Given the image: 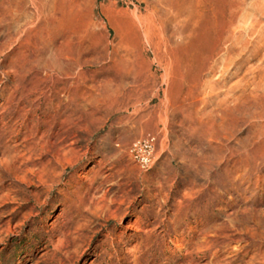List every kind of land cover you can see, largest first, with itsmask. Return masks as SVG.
Masks as SVG:
<instances>
[{
	"label": "rangeland",
	"instance_id": "374dc122",
	"mask_svg": "<svg viewBox=\"0 0 264 264\" xmlns=\"http://www.w3.org/2000/svg\"><path fill=\"white\" fill-rule=\"evenodd\" d=\"M0 264H264V0H0Z\"/></svg>",
	"mask_w": 264,
	"mask_h": 264
},
{
	"label": "built area",
	"instance_id": "2783aa9c",
	"mask_svg": "<svg viewBox=\"0 0 264 264\" xmlns=\"http://www.w3.org/2000/svg\"><path fill=\"white\" fill-rule=\"evenodd\" d=\"M155 147L156 139L154 137H143L134 141L129 151L143 169H148L155 162Z\"/></svg>",
	"mask_w": 264,
	"mask_h": 264
}]
</instances>
